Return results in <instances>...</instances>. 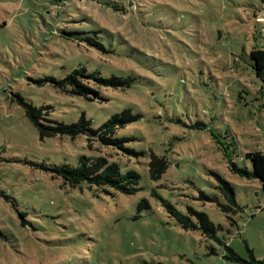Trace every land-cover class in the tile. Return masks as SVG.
<instances>
[{
    "label": "rangeland",
    "instance_id": "obj_1",
    "mask_svg": "<svg viewBox=\"0 0 264 264\" xmlns=\"http://www.w3.org/2000/svg\"><path fill=\"white\" fill-rule=\"evenodd\" d=\"M63 1L45 21L52 0H0V264H243L226 259V247L264 262V190L230 168H250L245 154L264 152V86L239 60L264 48V0H156L154 14L150 0ZM116 2L124 10L114 11ZM81 30L97 31L111 52L78 46ZM79 67L134 84L100 88L94 101L39 84ZM19 98L53 105L58 122L84 113L94 128L130 109L142 118L116 136L133 139L126 147L140 154L86 135L41 138ZM150 152L171 164L157 182ZM98 156L137 171L140 191L71 188L43 168ZM217 176L234 188V214L220 208ZM153 191L182 214H207L220 242L184 230ZM143 197L150 210H138Z\"/></svg>",
    "mask_w": 264,
    "mask_h": 264
},
{
    "label": "trees",
    "instance_id": "obj_2",
    "mask_svg": "<svg viewBox=\"0 0 264 264\" xmlns=\"http://www.w3.org/2000/svg\"><path fill=\"white\" fill-rule=\"evenodd\" d=\"M150 1H148V4H150L152 13L154 14L156 0ZM48 3L47 10L49 14L47 16L44 15L45 21L53 19V13L63 10V6L65 5L63 0H52V2ZM105 5L110 4L105 3ZM110 6L117 12L124 10V7H121L117 2ZM189 14L190 23H193L192 16H194V13L189 12ZM6 25L7 24L4 23L3 25H0V27ZM78 33L83 34V38H74L75 41L80 42L78 46H82L81 43L85 42L87 47L95 48L102 53L111 52L100 42L97 31H94V34H92L90 30H81V32ZM73 34L75 33L63 31L62 36L69 37ZM232 53L233 52H231L229 56H231ZM242 56L243 59L239 60H243L245 68L253 69L255 76L264 86V48L253 47L249 54L243 53ZM230 59L235 62L236 55L228 57V60ZM45 83L52 84L59 92L94 101L96 99H102L99 91L100 88H128L134 84V78L119 77L116 75L103 77L98 71L90 72L85 67H79L73 69L61 79L52 76L40 79L39 84L42 85ZM18 103L23 107L25 116L28 120L37 128L41 138L58 136L75 139L76 137L86 135L89 138L90 144L95 141L105 147L123 150L127 154H134L135 156L140 154L138 151L126 147V144L133 139L116 136L119 129L132 125L138 119L142 118V115L134 114L130 109L114 114L102 126L94 128L92 120L87 118L84 113L76 122H58L50 118V115L55 109L51 104L37 106L33 102H27L23 98H19ZM245 158L249 160L250 168L247 166L241 168L230 161L231 170L246 179L257 180L261 188L264 190V152L250 151L245 154ZM170 165L167 157L150 152V161L148 163L149 179L154 182L161 180ZM43 168L62 177L64 185L71 188H83L85 186L94 189L97 192L111 194L120 193L129 196L136 194L141 189V175L137 171L131 169L124 172L117 162L110 161L103 156H98L94 159L81 157L79 159V164L74 167L63 164L54 167L44 166ZM217 177L221 183L218 189L221 191L227 202L226 205H222L220 208L224 213L234 214L237 212V209L240 208L236 202L234 188L221 177ZM152 196L161 201L162 206L166 209L168 214L173 217L184 230H199L203 236L220 242L217 238L219 227L210 220L207 214L190 210V213L185 215L179 212L171 202L160 197L156 191H153ZM208 200L210 201L212 199ZM137 208L139 211L150 210L151 201L148 198L143 197L138 202ZM21 217L24 219L25 215H21ZM193 218H195V220ZM21 225L26 226V221L24 220L21 222ZM226 250L228 253L225 257L228 260L241 262L243 264H264V262L256 260L251 251L249 260H244L231 248L226 247Z\"/></svg>",
    "mask_w": 264,
    "mask_h": 264
},
{
    "label": "water",
    "instance_id": "obj_3",
    "mask_svg": "<svg viewBox=\"0 0 264 264\" xmlns=\"http://www.w3.org/2000/svg\"><path fill=\"white\" fill-rule=\"evenodd\" d=\"M218 36H219V38L221 37V33L220 32L218 33Z\"/></svg>",
    "mask_w": 264,
    "mask_h": 264
}]
</instances>
